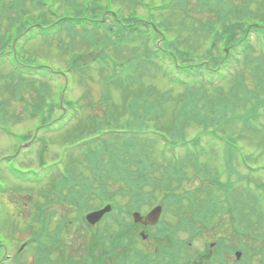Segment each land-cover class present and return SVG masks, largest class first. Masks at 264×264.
<instances>
[{
    "label": "trees",
    "instance_id": "1",
    "mask_svg": "<svg viewBox=\"0 0 264 264\" xmlns=\"http://www.w3.org/2000/svg\"><path fill=\"white\" fill-rule=\"evenodd\" d=\"M74 1L76 0H0V33L2 34L3 31L0 39V64L9 58L10 64L14 67L10 75L0 74V83L7 81L8 85L2 90L0 87V132L12 133V127L21 123L26 112H29L37 116V128L53 133L54 145L58 147L56 151L58 156L48 158L49 152L55 149L51 144L49 147L40 145L38 167H17L21 173L37 175L34 176L35 180H40L38 176H43L49 170L51 173L50 180L44 188H40L41 185H34L25 190L31 202L26 201L29 204H25L24 209L31 215H28L30 223L39 225L36 237L42 241L43 250L47 249L50 241L48 234L50 217L53 213L59 212L61 205L81 217L86 211L93 209L95 203L99 206L112 204L114 208H121L120 193L116 188L121 185L122 190H129L128 185L132 183L130 179L135 178L133 181L137 182V185L134 184L133 193L138 194L141 185L145 184L144 174L141 177L138 175L146 170L143 164L149 160L141 156L131 157V154L128 157L126 153L120 151V145L127 150L130 149L128 147H133L128 143L126 146L123 140L117 144L115 139L120 137H113L112 134L106 133L108 130L102 128L114 120L109 122L99 116L89 120L87 117L82 118L81 107L74 103L70 78L85 80L91 75L103 77L107 89L114 84L117 87L127 84L123 87V94L129 91L134 96L136 93L138 97H145L149 86L145 82L142 86L137 87V84L140 79L143 81V78L149 77L151 72L155 71L153 66L162 64L164 72L173 80L172 83H175L172 87L187 85L184 75L193 77V85H189L188 89H193L198 96L204 97L205 104L219 96L227 86H233L230 91L236 92L237 101L230 102L229 95L225 99L210 102L208 105L211 108L199 117L190 115V110L185 108L175 122H171L172 129L177 134L173 136L174 143L184 140L181 131L184 127L187 128L191 121L199 123L196 125L202 126V130L210 137L226 134L224 132L229 131V128H225L227 125L224 124L221 125L223 132L219 131L218 121L227 118L232 109H240L242 103L251 114L256 105L263 104L264 100V74L260 76V72L257 71L264 65V50L255 49L251 41L253 33L258 36L264 35V0H261L257 6L255 5L260 0L258 2L257 0H199L201 4L199 7L208 12L196 19L185 9L191 5V2H188L190 4L187 6L186 0H169L171 2L169 6L161 13H157L159 20L152 18L160 29L152 33L135 30L134 26H130L134 18L126 19V16L119 13L120 8L130 4H143V0H113L114 7L104 8L106 11L111 9L119 17L112 25L106 22L109 19L113 22L112 16H105L102 22L98 11L90 10L93 7L100 8L102 0H78V3ZM57 2L66 3V6L77 4L82 8L79 12L72 8L73 13L68 14L69 11H65L64 14L59 12L57 14L52 10V6ZM181 11L182 18L178 23L180 27L175 28L174 24L168 23L166 19L168 15L173 16ZM82 37L90 41V48L85 47L84 40H79ZM131 37L143 38L144 45H147L148 41L154 44L155 39L163 37V51L174 50L178 45L181 52L188 53L194 58L195 51L202 49L207 42L208 56H211L213 62L210 59L205 60L204 65L201 66H199L201 62H196V64L180 63L178 67H174L173 64V67H170L166 63L168 55H163L159 64L154 56L162 54H157L155 50L145 52L139 47L131 48L129 54L133 56L126 58L125 56L129 54L124 47H129ZM58 38L63 42L58 41V46L49 52H54L65 59L67 64L65 70L63 67L51 65L48 57L40 58L35 53L36 49L30 44V41L35 39L34 42L43 39L44 45L55 44ZM14 40H17L15 49L12 45ZM75 41L79 44H75ZM226 49H229V52ZM37 57L39 60H36ZM233 62L239 65L237 70L231 73L229 69ZM37 65L42 67L40 71L46 70L47 73H42L40 76L29 75L28 71L38 67ZM192 65L198 67L193 68L195 66ZM170 70L175 71L174 75ZM208 71L215 72L206 73ZM222 71L225 73L221 74ZM250 73L253 74V85H247L243 81ZM220 74L222 77L219 76ZM63 75H67V79L62 81L59 91L55 92L53 83L56 84L59 76ZM237 80L238 86L235 85ZM10 84L12 87L9 86ZM136 87L137 91L134 89ZM5 94L15 96L17 100L12 102V98L3 97ZM106 94L108 95L109 92ZM214 94L216 96L211 98ZM127 104L130 110L134 111L129 114L132 122L119 125L131 131L134 125L133 117L136 121H141L140 116L145 113L143 109L147 110L148 103L144 98H137L128 100ZM63 105L67 107L66 113ZM253 119L254 115H250L249 121ZM76 120L79 123L75 125L73 122ZM115 127L116 125L111 130ZM137 130L141 129H133L134 132ZM26 158L28 160L23 164L29 165L32 160H29L30 157ZM9 162L15 164L13 159H9ZM148 165H151L150 161ZM89 166L90 174L86 171ZM158 172L156 170L154 176H157ZM0 174L3 179L0 178V188L4 187L7 190L4 182L9 184L10 182L5 180L1 169ZM127 182L128 185L125 187ZM260 187L264 191V187L262 185ZM23 199L26 200V196ZM206 201L211 212L213 201ZM257 213L258 216L261 215L260 208ZM255 223L252 221L250 226H254Z\"/></svg>",
    "mask_w": 264,
    "mask_h": 264
},
{
    "label": "rangeland",
    "instance_id": "2",
    "mask_svg": "<svg viewBox=\"0 0 264 264\" xmlns=\"http://www.w3.org/2000/svg\"><path fill=\"white\" fill-rule=\"evenodd\" d=\"M259 0H257L258 2ZM261 2V0L256 3L255 6H257V4H259ZM114 5V2H113ZM253 6V7H255ZM122 10V12L124 14H128L126 8H120ZM263 10V9H262ZM261 10V11H262ZM141 14H146L145 10H140L139 11ZM164 16V15H163ZM180 22V16H176L175 19L173 20V24L175 28H179L180 25L178 24ZM255 37H253V35H251V39L253 40ZM132 43H135L134 39H131ZM43 44L41 41H36L32 43L33 48L36 49V54L39 55V57L41 58L43 55H46L48 57V61L55 67H64L65 66V60L64 58H61V56H58L56 53L54 52H49L46 49L42 48ZM208 46H207V42L203 45L202 49H199L197 51H195L196 53V57L195 60L197 62H202L204 60H210L211 56H208ZM217 53V52H215ZM254 64V63H253ZM1 69H0V74L6 75L8 73H11L12 71L10 70L11 67L10 65L6 64L5 62L1 63ZM255 65V64H254ZM98 76H94L91 75V77H87V81L84 82L83 84H79V82L77 81V85L78 88L75 89V95L77 97H81L84 94H87L88 96L94 98V99H99L100 98V92H101V88L102 86L98 83ZM163 81V80H162ZM148 83H150L151 85H153L155 87V89L159 92L165 91L167 89H172V99L165 105V108L167 105H171V108L173 107V104L176 100L180 99V101H182L185 97H187V90L185 88H173L172 86L167 85L164 81L163 83L161 81H158L156 79H151L148 81ZM10 87H12V85H9ZM230 87L227 86V90H229ZM4 92V90H3ZM182 93L181 97L180 94ZM112 95L113 98L115 100L116 105L118 104V102H120V93L119 92H115L112 91ZM122 95V94H121ZM3 97L5 98H11L10 95L5 94ZM122 103V102H121ZM264 105L261 106V118L260 121L263 122L264 121V110H263ZM119 110H122V106L120 104V106H118ZM18 111V110H17ZM100 110H90V108L88 107V110H85L83 112L84 116L90 115V114H94L96 112H98ZM232 116V115H231ZM164 119H166V121H164V119L162 118V121L160 122V125L164 126L165 128H168V120L172 119L171 116V112L170 114L166 113L164 115ZM26 120L25 122H22V125H18L16 127L17 131H26L27 128L26 125H28V128H32L35 123L36 120H34L33 118H31L28 114L26 116H24V119ZM30 120H33L30 121ZM77 124V123H74ZM242 125V127L240 125H238V122L236 121L235 117H232V119L228 122L227 126L225 128H229V131H227L229 134H240L242 135L241 137V141L239 142L241 147L244 149L243 153H246V151H248V153H250V157L252 160L248 159L247 157V161L249 163H253L254 165H259L261 166V164H264V125L263 124H257L259 127H261L260 130L257 131H252V130H243V126L244 123H240ZM23 129H21V128ZM25 128V129H24ZM219 131H222V126H220V128L218 129ZM197 132H198V127L196 125H191L188 129V139H192L194 140L197 136ZM223 132V131H222ZM245 132V133H244ZM200 140H201V144L203 147H205L207 150V155L206 157L209 158V154H212L216 159H222V157L220 156L218 158V153L220 155L223 154V149L224 147L222 146L221 142H219L217 140L216 135H214L213 137H208L207 135H205L201 129L200 131ZM146 140H140L138 141V145H139V150L145 151V153H147L150 158V162H152L155 165V170H161L157 173V176L159 177V179H156L153 176L149 177V181L147 182V184L149 186H147L148 188H146L149 192H151L152 195H148V197L153 196L155 199H161L162 197L166 196V190H168V193H170V189L174 188L173 186L176 184L175 181L176 179L180 178L179 175L175 176V178L173 176H171L172 174V169H176V162L173 158H169L167 155L165 156H161L158 152H157V148H158V143L154 140L155 143L152 142H148L147 144L145 143ZM17 140L11 139L10 137H7L6 134H0V158L2 156H4L5 154L11 153L17 146ZM191 146V144H189ZM151 146L154 148V151L152 152ZM150 147V148H149ZM180 152L182 155V158H184L185 160L189 157L191 160V150H187L186 148L181 149L180 148ZM56 151H58V147L56 145V148L54 151L49 152L48 158L50 157H56L57 153ZM30 156L29 160H32V162L30 163L31 165H35L37 166V161H35L37 158L35 156V153L32 154H28ZM262 156V157H260ZM235 162L237 163L238 166V161L235 160ZM0 165H2L3 167H0L2 172L4 171V162L2 161L0 163ZM194 165V164H193ZM185 169V172L182 175V178H184V181L182 184H184V189L183 190H189L192 188H195V181H200L201 179H203L202 181L205 182H209V184H207L206 186L210 185V181H212L213 179H215V181H217V183L220 185L221 189L220 190H216L214 189L213 192L216 194V196H220L221 200H224L227 205H229L228 207H226V204H222V207L227 208L226 212L227 213H221L220 215H218L217 217H213L210 220H203L202 225H198L197 222L193 221L192 222V227L193 230L188 229L190 232L192 233H196V235H192L189 231L187 232H181L179 237L181 239V241L183 240L186 244H188L190 246V249L192 252H195L197 250H206L207 252H211V250H213L214 252H217V247H212L214 245H212V243L219 241L221 238H225V244L228 246H232L235 245L237 249H240L243 251V253L241 254V259L237 260L236 257L234 256V251H232V253L227 254L226 255V262L229 264H235L236 261H238V264L241 263H246L249 264V260L252 257H256L254 258V260L258 261V264H263L262 263V252L264 251V247L260 248L258 246V242L264 241L263 239H259L260 237L264 236V194L263 192L261 193L259 190H250L249 186L253 188L252 184H249L246 182L247 181V177L248 174H246L247 171H245L243 168H240V170L242 171L240 172H236L233 175H230V177L228 176H214V177H210V176H205V177H198L197 175H195V170L191 167V165L187 164V162H183L180 163L178 165V168L182 167ZM163 169V170H162ZM6 174V173H5ZM257 175V176H255ZM255 175H251L252 176V182H256L260 183L261 181L264 182V172H260L258 174ZM1 176V175H0ZM5 176V175H4ZM246 178V179H245ZM9 180H10V184L13 186H17V183L14 182V180H12V177L9 176ZM246 180V181H245ZM150 182H153V184L151 185ZM255 184V185H256ZM29 186V184H27ZM12 186V187H13ZM45 186V182L42 183V185L40 186V188H44ZM11 187V188H12ZM26 186L24 187V189L26 190ZM123 186H119L116 188V190H118L119 193H121ZM198 188V187H197ZM251 192V193H249ZM258 196H256V195ZM7 198L4 199V197H2L3 201H6V203L8 204V207L10 208L11 211L16 212L15 210V206L16 205L13 202V195L12 197H10L9 195H5ZM158 197V198H157ZM170 199V198H169ZM120 200H121V196H120ZM183 202L188 203L189 199L186 195H184L182 197ZM124 203V201H122ZM236 202H244V203H249L251 207H253L255 209V212L253 211H248V214L251 215V217L256 218V223L259 224V226L256 227V229H252L251 232L248 229V231H243L241 233V235H239L240 230H244L245 228L241 227L242 222L245 220V217L241 216L239 217L236 221H234L232 219L231 216V212L233 210V208L235 207V203ZM260 207V212L261 215L258 216V208ZM230 207V208H229ZM248 208H250L249 206H247ZM59 214L55 213L53 214V218H51L50 223H49V232L48 234H53V230H55L56 226H57V220L58 218L62 217L68 210H65V208L63 207V205H61L59 207ZM224 208V209H225ZM5 210V214L3 212V210L0 212V220H13L5 206L4 208ZM169 213L168 216H165L164 218L167 220V225L169 226V230H176V227L178 226L179 223V218L183 217L185 215V213H181V216H179V212H176V210L174 209V207L171 205V208L169 209ZM247 212V211H246ZM224 217L225 219L223 221H219L220 218ZM249 218V217H248ZM57 222V223H56ZM224 222H229V224L225 227ZM29 224H27L26 226H22L20 228L16 227L14 228V232L11 231H7L10 234H8L9 236L5 235L4 237H6L7 239H11V237H13L14 239V245L13 247V252L16 253L19 245L22 242H18V240L22 239L23 241H25L28 237V232L30 230L29 228ZM106 226V224L104 225ZM195 226V227H194ZM230 226L233 228V230L231 231ZM234 227L237 230H234ZM2 227L0 226V232L2 231ZM13 230V229H12ZM222 233L223 235H218L216 233ZM226 234V235H225ZM11 236V237H10ZM226 236V237H225ZM229 236V237H228ZM18 242V243H17ZM241 242L246 243V245H252V250L254 251V254H252L251 251H249V247L247 246L246 250L245 249H241L239 248V245ZM63 243L66 245V250L69 253V258L75 259L78 262H81L85 259L86 255H87V242H86V238L85 236L81 233L80 230H77L75 233V236L73 238V241L70 242L67 239L63 240ZM233 243V245H232ZM4 244V243H3ZM128 249L129 251L131 250L129 245H128ZM221 248L218 249V251ZM57 254V259L59 258V256L61 255L60 252L58 250L55 251ZM150 253H153L152 251H149ZM96 253H99V251H96ZM142 256V255H141ZM28 260V262H32L34 260V256L29 253L27 256H25ZM114 255L111 256V258L109 259V262H114ZM259 258V259H258ZM24 259V257H23ZM216 261H218L220 264H227L226 262L219 260V259H215ZM25 261V260H24ZM218 264V263H216Z\"/></svg>",
    "mask_w": 264,
    "mask_h": 264
},
{
    "label": "water",
    "instance_id": "3",
    "mask_svg": "<svg viewBox=\"0 0 264 264\" xmlns=\"http://www.w3.org/2000/svg\"><path fill=\"white\" fill-rule=\"evenodd\" d=\"M109 210V207H107L106 209L100 210V211H96L93 213H90L87 218L91 223H96V221L100 220L103 216V214ZM158 208L156 210H154L150 215L147 216V218L149 219V221L156 223L157 221V217L156 215H158ZM137 219H142V217L140 215H136Z\"/></svg>",
    "mask_w": 264,
    "mask_h": 264
}]
</instances>
